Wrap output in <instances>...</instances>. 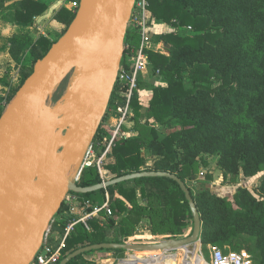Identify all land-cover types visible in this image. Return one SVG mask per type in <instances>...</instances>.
<instances>
[{"label":"trees","instance_id":"16d2710c","mask_svg":"<svg viewBox=\"0 0 264 264\" xmlns=\"http://www.w3.org/2000/svg\"><path fill=\"white\" fill-rule=\"evenodd\" d=\"M66 1L79 3V0ZM261 1L195 0L194 7L181 11L180 0H149V25L165 24L175 29V33L151 36V46L147 51L148 71L152 76H163L166 82L165 87H153L151 109L156 121L169 132L161 133L155 129L150 130L149 140L151 143L149 141L146 145H144L145 139L141 135L120 140L112 148L111 157L115 159V165L110 169L114 173L113 178L141 171L164 172L177 176L187 186L199 213L201 245L225 247L230 249L228 251L243 252L246 249L251 253L249 255L256 253L255 264H264V177L257 191L238 188L231 198L220 197L203 189L194 194L187 182L193 179V162L187 160L181 163L178 157L179 149H184L190 145L189 143L199 141L200 137H205L212 125L204 124L205 117H190L188 114H191L192 110L204 109L207 116L220 114L227 118L226 116L231 111L242 112L246 99L255 96L257 91L255 88H244L239 83L235 68L218 74L210 63L201 62H196L192 66L189 75L190 83L188 87H185L182 74L187 67V62L183 58L175 60L174 55L176 52L186 55V50L191 47L184 46V44L193 41L195 47L194 50H191L195 55L196 53L200 55L203 50H213L215 55L221 56L224 51L223 44L238 38L239 33L233 34L231 29L236 28L240 23L234 20L232 25L229 22H221L216 25L217 13L223 8L236 7L241 8L251 17L244 24V30L252 31L254 34L252 42L255 44L256 55L261 57L259 68L264 73V18H262L264 14H257L254 11L255 5ZM208 6L210 9L206 10L205 8ZM46 9L47 5L42 0H22L14 3L8 10H12L9 14L12 22L26 26L32 24L33 19L41 16ZM6 10L4 0H0V17H5ZM4 12L5 14H3ZM75 14L73 9L69 11L65 8L55 14L54 20L64 26L55 41L44 36H40L34 41L26 34L14 35L10 39L11 54L21 65L20 75H22L15 93L32 74L35 63L41 60L51 46L66 32ZM187 26L193 32L192 35L182 33V30ZM137 42V30L128 27L123 58L126 57L132 46H136ZM156 43H162V47H156ZM194 54H191L190 57L192 58ZM27 57L32 66L25 72L29 67L27 63H24ZM125 61L126 59L122 60V65H125ZM239 69L241 70L242 67ZM73 74V71L70 72L57 89L66 91ZM210 77L217 78L219 84L215 86ZM131 105L134 115L138 117L140 105L136 94ZM168 108L170 110L175 108L174 113L178 112V116L173 117V113L168 119H165L166 115L159 118V110ZM6 109L0 113V117ZM251 110L250 118L257 123V132L264 135V106L260 107L252 103ZM146 151L156 158L150 167L142 170V155ZM241 151L244 154V163L238 167L239 171L245 178H251L261 170V165L264 162V157H261L264 156V146L256 153L248 150V147H241ZM221 155L222 164L227 163V156L222 152ZM239 161L240 159L235 161V166L239 164ZM93 171L91 168L85 169L77 185L89 187L101 183V178ZM72 176H74L73 172ZM106 193L110 197L112 216L91 220L89 222L90 231H87L82 225H77L78 227L76 226L73 234L67 239L62 259L68 254L90 245L124 244L128 237L134 235L136 229L142 228L140 224L144 221L151 227L148 231L151 235H165L173 240L185 238L189 226L193 227L191 211L185 196L178 184L171 179L139 178L101 191L79 195L92 203L102 204ZM61 227V225H54L56 230H61ZM192 231L193 228L190 235ZM100 252L119 254L124 251L99 250L90 253ZM87 254L89 253L72 259L68 264H85L81 258Z\"/></svg>","mask_w":264,"mask_h":264},{"label":"water","instance_id":"95a60500","mask_svg":"<svg viewBox=\"0 0 264 264\" xmlns=\"http://www.w3.org/2000/svg\"><path fill=\"white\" fill-rule=\"evenodd\" d=\"M135 0H79L66 32L33 67L0 117V264H29L69 192L89 194L145 177L175 181L185 196L193 231L184 239L157 245L104 243L82 247L60 261L92 251L179 250L200 242L201 221L194 200L177 176L141 171L80 187L67 177L82 163L106 116L124 55ZM74 79L51 108L46 103L65 77Z\"/></svg>","mask_w":264,"mask_h":264},{"label":"rangeland","instance_id":"374dc122","mask_svg":"<svg viewBox=\"0 0 264 264\" xmlns=\"http://www.w3.org/2000/svg\"><path fill=\"white\" fill-rule=\"evenodd\" d=\"M182 4L181 11L185 8L191 9L195 5V0H180ZM206 10L210 9L209 6L205 8ZM254 11L257 12V14H264V1L262 0L260 3L255 5ZM264 18V17H262ZM251 17L249 14L245 13L241 8H229V9H221L217 13L216 17V25H218L221 22H226L230 25H232V21L237 20L239 23H243V25H238L236 28H232L231 32L236 34L239 33V36L237 39H235L232 42H226L224 43V51L221 56H217L214 54L213 50H203L202 53L199 55L196 53V55L192 52L195 47V43L193 41L186 42L184 46L191 47L190 52L186 50V55L184 54H178L177 52L174 55V59H180L183 58L187 62V67L183 71V81L185 84V87L189 86V75L191 72V68L196 62L201 63H210L215 71L220 74L224 72L225 70L235 68L237 72V79L239 83L244 88H255L257 91V94L255 96H252L251 98H247L246 102L243 104V110L242 112H234L231 111L230 114H228L224 118L220 114L219 115H210L207 116L205 114L204 109H196V111L192 110L191 114H188L190 117L199 118V117H205L204 124L210 126L209 132L205 134V137H200L199 141H194L193 143H189L190 145H187L184 149H179V157L178 160L182 162H186L187 160H192L193 162V179L188 180V184L191 186L194 194H197L200 189L203 190H209L210 192L214 193L215 195H218L220 197H228L231 198L232 195L235 193V191L238 188H246L250 191H257L259 185L261 184L263 177H264V162L261 165V170L253 177L251 178H245L241 171H239V166L244 163V154L241 151V147H248V150L253 151L254 153L259 152L262 147L264 146V135H261L257 132V123L254 122L250 118V114L252 112L251 105L252 103L257 104L258 106L262 107L264 106V73L259 68V62L261 57H258L255 53V44L252 42V37H254V34L252 31L246 32L244 30V24L247 20H250ZM129 27H131L129 25ZM182 33L192 35L193 32L190 31V27L187 26L182 30ZM190 31V32H189ZM53 32L56 34L51 35V33H46L49 38H52V41H55L58 36L61 34V31L59 30H53ZM175 33V29H173L169 25H158V24H150V34L152 37L160 36L167 33ZM180 34V33H179ZM35 35V34H34ZM257 37V35L255 34ZM230 41V40H229ZM156 47H162V43H156ZM162 50V49H161ZM194 54V56L191 58L190 55ZM123 58L122 60H124ZM24 63H27L29 67L25 70L27 72L30 67L32 66L30 63L29 58L27 57L24 60ZM242 67L240 70L239 68ZM244 68V69H243ZM151 72L148 71L147 75H145L144 80L140 83L139 89L136 92L137 95V101L140 105V113L139 116L136 117L134 115V112L132 117H130L127 120V124L124 125V132L126 135H128V131H131L134 135L133 137H136L137 135H141L143 139H145V144L149 143V131L152 129L157 130L161 133H168V130H165L160 123L156 121L154 118V113L151 109V100H152V89L153 87L166 86V82L163 78V76H152L150 74ZM22 79V75L17 77V80L14 82L13 90L11 91V95L9 99L6 102H3L0 106V113L7 108L11 101L13 100L15 96V91L17 87L19 86ZM74 79V74L72 76V79L70 81L69 86L71 85L72 81ZM211 81L214 83L215 86L219 84L217 78L210 77ZM66 93L65 90H59L56 89L54 91L53 95L50 97V99L46 103V110L51 109L58 101L59 99ZM112 107V105L110 106ZM174 109L170 110L168 108L167 110H159L158 116L159 118L164 117L166 115L165 119H168L173 113ZM133 111V109H132ZM187 111V110H186ZM186 111H184V114H186ZM176 114H173V117L178 116ZM180 115V114H179ZM114 116L111 113H107L105 116V119L103 120L99 132L97 133V136L94 139L95 145L97 144V151H103L106 142L104 141L105 138H111V132L112 129L108 128V131H105L106 124L104 123L106 120L109 119V117ZM207 116V117H206ZM113 119H117L116 117ZM110 125H114L113 120H109ZM171 131V130H170ZM132 134H129L130 138ZM122 140V139H121ZM119 142V141H118ZM117 143V142H116ZM151 143V141H150ZM225 154L227 156V163L224 162L222 164V155ZM264 157V156H261ZM156 157H152L147 151L142 155V166L141 169L145 170L147 167H150L152 164V161ZM240 159L239 164L235 166V161ZM115 165V159L111 156L106 158L101 163V168L103 169L102 174L99 173V170L96 167H93L95 173H97L100 177H109L113 178L114 173L110 170L112 166ZM224 165H226V168H224ZM85 169L81 171L80 177ZM80 168L77 169L76 174H79ZM110 180V179H108ZM107 181V180H105ZM129 187V186H127ZM113 202L114 199H113ZM64 210V206L59 210V212L55 215V219L59 220L61 216V211ZM54 219V220H55ZM106 219V218H105ZM143 228L142 231L139 232L138 229H136L134 232V235L140 236V239H144L143 236H150L151 227L149 225H146L145 221L140 224ZM78 227V226H77ZM192 225L189 226L185 238L189 237L192 230ZM154 236V238H157L156 240L163 241L164 237H161V235H151ZM165 236V235H164ZM161 237V238H158ZM152 238V237H151ZM184 239V238H183ZM211 247L219 248L223 251H228L230 249L220 246H211L206 245L202 246L201 242L197 243L194 246L193 255L197 257V261L203 258V260L209 259V251ZM191 253L189 248H183L182 250H178L177 257L172 258V262L170 264H180V260L182 258V253ZM232 251V250H231ZM239 254H251L249 251H246L244 249L243 252L239 250H233ZM104 253V254H102ZM108 254V255H107ZM125 253H119V254H110V252H100V253H89L85 255L83 258V262L85 264H114V261L117 259H120L124 257ZM254 255V257H252ZM251 255V263L255 264L256 260V253H253Z\"/></svg>","mask_w":264,"mask_h":264},{"label":"built area","instance_id":"2783aa9c","mask_svg":"<svg viewBox=\"0 0 264 264\" xmlns=\"http://www.w3.org/2000/svg\"><path fill=\"white\" fill-rule=\"evenodd\" d=\"M148 4L149 0H135L131 10L128 27L130 25L137 30L138 42L126 54L125 65H122L121 61L110 99L112 107H110L109 102L106 111V114L111 113L114 115L109 118H117L116 120L114 119V126L108 127L106 125L105 127V131H108V128L112 129L111 138L104 139L106 146L102 152L100 150L97 151V144L95 145L94 140L89 144L85 150L82 163L79 166V174L74 173V176L71 178L75 184H78L83 169L96 167L99 173L102 174L103 169L101 168V163L111 156L112 148L116 142L121 139H128V135L125 134L123 127L133 115L132 99L138 91L140 83L144 80L145 75H147L149 67L147 51L151 46V34L148 22ZM78 7V2L72 3V9L75 13ZM100 178L103 183L106 182L105 180L108 181V179H111L109 177H102L101 175ZM104 198L102 204H97L84 199L77 193H67L61 205V208L64 206V210L61 211L62 217L59 220L53 218L44 235L42 245L29 264H59L66 248L67 239L73 234L77 225H82L87 231H90L89 222L91 220H100L102 217L112 216V207L108 193L105 194ZM54 225H61V230L54 229ZM143 237L145 238L140 239V236L133 235L128 237L124 244L129 246H149L173 240L168 236H161L164 237L163 241L156 240L157 238H154L151 234L150 236L146 235ZM177 252L178 250L124 251V257L115 260L114 264H166L168 262L170 264L172 258L177 257ZM190 255L191 253L188 254L184 251L181 255L180 264L251 263V255L249 254L223 251L216 247H211L208 260H203L202 258L197 261L196 255Z\"/></svg>","mask_w":264,"mask_h":264},{"label":"crops","instance_id":"0c3cea01","mask_svg":"<svg viewBox=\"0 0 264 264\" xmlns=\"http://www.w3.org/2000/svg\"><path fill=\"white\" fill-rule=\"evenodd\" d=\"M18 1L22 0H4V7L5 9H7V15L4 12L3 14H5V17H0V106L2 105V107L3 102H6L11 95V91L14 87V82L17 80V77L20 76L21 68V65L18 64L17 60H15V58L11 54L12 45L10 43V39L14 35L20 34H26L30 36L34 41H36L40 36L49 38L46 33H51V35H54L56 34V32L54 33L53 30L61 31L64 28L61 23L54 20L55 14L62 8H65L69 11L72 10V2H67L66 0H42L47 5L46 11L41 16L35 17L32 24L24 26L20 23L12 22L11 16H9L12 10L8 9ZM49 39L52 41L51 37ZM109 120L114 121V119L109 118L104 123L108 127L114 126L115 124H109ZM129 134H132V132L128 131V138H130ZM133 136L134 135L132 134L131 137ZM142 230L143 228H140L139 232ZM110 254L113 253L110 252ZM166 264H169V262Z\"/></svg>","mask_w":264,"mask_h":264},{"label":"flooded vegetation","instance_id":"af4514ba","mask_svg":"<svg viewBox=\"0 0 264 264\" xmlns=\"http://www.w3.org/2000/svg\"><path fill=\"white\" fill-rule=\"evenodd\" d=\"M65 170H66V173H67V177L71 178L72 172H73V168H71L68 165H66Z\"/></svg>","mask_w":264,"mask_h":264},{"label":"bare ground","instance_id":"6f19581e","mask_svg":"<svg viewBox=\"0 0 264 264\" xmlns=\"http://www.w3.org/2000/svg\"><path fill=\"white\" fill-rule=\"evenodd\" d=\"M191 255H192V254H191ZM191 255H190V256H191Z\"/></svg>","mask_w":264,"mask_h":264}]
</instances>
